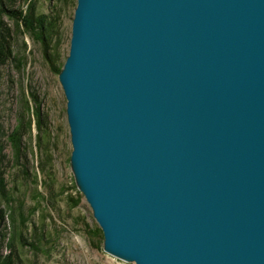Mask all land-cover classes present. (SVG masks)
<instances>
[{"label":"water","instance_id":"water-1","mask_svg":"<svg viewBox=\"0 0 264 264\" xmlns=\"http://www.w3.org/2000/svg\"><path fill=\"white\" fill-rule=\"evenodd\" d=\"M59 82L107 254L264 264V0H77Z\"/></svg>","mask_w":264,"mask_h":264},{"label":"rangeland","instance_id":"rangeland-1","mask_svg":"<svg viewBox=\"0 0 264 264\" xmlns=\"http://www.w3.org/2000/svg\"><path fill=\"white\" fill-rule=\"evenodd\" d=\"M36 1L41 12L58 17L53 43L58 41V65L62 66L70 50L77 0ZM21 6L26 14L27 3L22 2ZM4 20L15 29L12 20L7 17ZM14 48L22 66L10 60L2 68L0 83V123L5 155L0 169L13 199L8 203L0 198V202L2 208L11 210L17 222L14 224L10 216L0 223V254L5 262L9 260L13 264H135L104 251L103 232L90 205L76 187L70 163L72 144L67 101L59 74L46 60L43 45L17 33ZM33 110L44 116L51 135L50 143L43 147L38 143L41 132ZM20 117L25 123L31 119L32 127H25L22 154L15 159L9 136ZM46 148L49 153H44ZM14 225L23 234L12 240Z\"/></svg>","mask_w":264,"mask_h":264},{"label":"trees","instance_id":"trees-1","mask_svg":"<svg viewBox=\"0 0 264 264\" xmlns=\"http://www.w3.org/2000/svg\"><path fill=\"white\" fill-rule=\"evenodd\" d=\"M27 3L28 9L26 14L22 10L21 3ZM26 2V3H25ZM38 1L36 0H0V83H1V71L2 68L10 61H16L18 65L22 66L21 58L18 54L15 53L14 41L15 35L22 34L25 36L31 37L34 41L41 43L44 48L45 58L50 63L53 71L57 74L60 73L62 66H59L60 57H59V45L58 41L53 43L55 35H57L58 29V17H53V15L41 12L38 7ZM7 17L12 20L15 26V29H12L9 24L4 20ZM26 44V43H25ZM1 94V91H0ZM34 96V95H33ZM35 97V96H34ZM33 100L37 102L36 97ZM26 107L28 111L30 109L29 103H27ZM33 116L36 117L35 123H37L39 131L41 132L38 136V143L40 146H44L50 143L51 135L47 131V126L45 122L44 116L39 113H35L33 110ZM32 127V120L28 123L24 122V119L20 117L18 120V125L12 134L9 136V142L12 145L14 151V158H19L22 154V137L23 131L25 127ZM2 125L0 123V163L3 162L4 155V143L2 141ZM49 147V146H48ZM44 153H49V149L46 148ZM0 198H4L10 203V200L13 199L12 194L10 195L9 191H7L4 173L0 169ZM79 204V199L76 202V205ZM7 208H2V204L0 202V223H3L5 220L11 216V220L15 224L17 222V218L12 215ZM20 217L23 215L20 214ZM15 226V225H14ZM15 231L12 236V240H14L17 235L22 237V232L17 230V226H15ZM91 233V231H89ZM13 244L12 242H10ZM0 264H13L11 261L5 262L3 259V255L0 254Z\"/></svg>","mask_w":264,"mask_h":264}]
</instances>
